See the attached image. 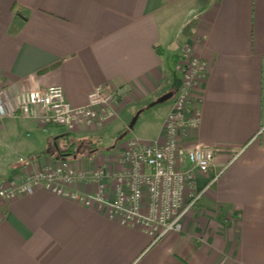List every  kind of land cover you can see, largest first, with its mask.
Returning <instances> with one entry per match:
<instances>
[{
  "label": "crops",
  "instance_id": "crops-1",
  "mask_svg": "<svg viewBox=\"0 0 264 264\" xmlns=\"http://www.w3.org/2000/svg\"><path fill=\"white\" fill-rule=\"evenodd\" d=\"M192 5L199 15L173 45L161 16ZM186 44L207 69L193 90L199 126L182 145L210 146L216 155L197 177L204 193L183 230L153 243L104 205L37 188L0 197V264H264V0H0V89L14 96L60 85L73 106L86 105L99 85L123 92L118 117L102 127L68 131L20 112L0 119V188L55 166L65 134L98 148L69 158L76 170H122L125 145L104 153L101 142L118 122L127 129L132 112L178 89L175 66ZM172 105L173 98L166 115ZM164 120L155 137H136L162 141ZM74 188L92 194L98 186Z\"/></svg>",
  "mask_w": 264,
  "mask_h": 264
},
{
  "label": "built area",
  "instance_id": "built-area-1",
  "mask_svg": "<svg viewBox=\"0 0 264 264\" xmlns=\"http://www.w3.org/2000/svg\"><path fill=\"white\" fill-rule=\"evenodd\" d=\"M176 69L182 82L175 91L173 105L164 120L162 141L146 142L137 137L129 140L119 156L123 169L110 173L99 167L78 171L68 159L55 166L35 169L22 179H14L0 188V197L12 199L44 188L86 205L98 203L110 210L112 217L124 224L141 227L156 243L171 232H181L183 221L202 198L197 177L213 166L216 150L210 146L182 145L183 134L199 126L200 110L193 90L205 76L207 64L186 44ZM122 88L111 83L95 87L83 106H73L60 85L46 89H29L12 96L0 89V119L20 112L38 118L43 125H56L74 131L78 127H102L116 119ZM216 174L206 185L211 187ZM114 182V196L107 190ZM78 183L96 184L95 193L84 194L74 188Z\"/></svg>",
  "mask_w": 264,
  "mask_h": 264
},
{
  "label": "rangeland",
  "instance_id": "rangeland-1",
  "mask_svg": "<svg viewBox=\"0 0 264 264\" xmlns=\"http://www.w3.org/2000/svg\"><path fill=\"white\" fill-rule=\"evenodd\" d=\"M198 15L197 6L192 5L185 9L177 8L175 6L174 9L170 10L168 13H165L164 16H161L163 34L167 36V38L172 39L173 45H179L180 43L182 44V39L187 34V29L198 17ZM170 102L171 100H168L146 109L141 113L132 130L126 129L122 123L118 122L115 129L110 130L109 133L105 135L103 142H101V145L104 147L102 152H109L115 143L124 144L127 146L129 140L136 136H142L146 138L155 137L158 133L161 122L164 120V117H166V111ZM136 112H132L134 113L133 116L128 117L129 123ZM83 148L88 149L89 147L86 144L83 146Z\"/></svg>",
  "mask_w": 264,
  "mask_h": 264
},
{
  "label": "trees",
  "instance_id": "trees-1",
  "mask_svg": "<svg viewBox=\"0 0 264 264\" xmlns=\"http://www.w3.org/2000/svg\"><path fill=\"white\" fill-rule=\"evenodd\" d=\"M62 139L65 140L67 139L68 142L64 146H59V157L62 159H69L72 158L73 156L77 155L78 157L80 156H91L98 148H88L85 149L83 146H79L78 141H74L71 138L70 134H65L62 136Z\"/></svg>",
  "mask_w": 264,
  "mask_h": 264
},
{
  "label": "water",
  "instance_id": "water-1",
  "mask_svg": "<svg viewBox=\"0 0 264 264\" xmlns=\"http://www.w3.org/2000/svg\"><path fill=\"white\" fill-rule=\"evenodd\" d=\"M174 94L175 92L174 91H170V92H167L163 95H161L159 98H157L156 100H154L153 102H151L147 108H150V107H153L157 104H160V103H163V102H166L168 100H171L173 97H174ZM146 108H142L140 110H138L136 112V114L134 115V117L132 118V120L130 121V123L128 124V130H132L137 122V120L139 119L140 115L142 112H144Z\"/></svg>",
  "mask_w": 264,
  "mask_h": 264
}]
</instances>
